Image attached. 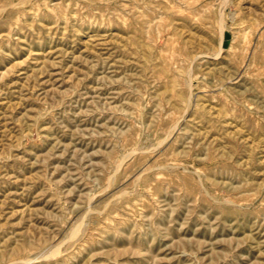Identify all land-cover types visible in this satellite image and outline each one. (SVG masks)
<instances>
[{
    "label": "rangeland",
    "instance_id": "374dc122",
    "mask_svg": "<svg viewBox=\"0 0 264 264\" xmlns=\"http://www.w3.org/2000/svg\"><path fill=\"white\" fill-rule=\"evenodd\" d=\"M0 264H264V0H0Z\"/></svg>",
    "mask_w": 264,
    "mask_h": 264
}]
</instances>
